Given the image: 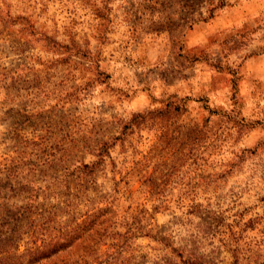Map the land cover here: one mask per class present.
<instances>
[{"label":"rangeland","instance_id":"rangeland-1","mask_svg":"<svg viewBox=\"0 0 264 264\" xmlns=\"http://www.w3.org/2000/svg\"><path fill=\"white\" fill-rule=\"evenodd\" d=\"M0 190L48 233L108 207L103 264L264 263V0H0Z\"/></svg>","mask_w":264,"mask_h":264},{"label":"trees","instance_id":"trees-1","mask_svg":"<svg viewBox=\"0 0 264 264\" xmlns=\"http://www.w3.org/2000/svg\"><path fill=\"white\" fill-rule=\"evenodd\" d=\"M8 197L0 190V264H103L105 261L99 249L105 244V238H111V248L119 252L127 236L135 232L130 228L124 232L117 231V228L109 232L112 211L108 207H100L81 220L73 218L70 224L56 233H48L41 222L46 220L44 215H30L37 194L27 195L22 205L13 207L8 206ZM115 225L118 224L114 222ZM151 230L143 235L152 238L165 251L163 264H203L195 253L194 245L186 242L176 246L173 241L158 235L157 230L153 233ZM27 234L38 238L35 241L39 240V244L33 242L34 246L20 251L19 243ZM235 264H239L238 257ZM254 264L264 263L254 261Z\"/></svg>","mask_w":264,"mask_h":264}]
</instances>
